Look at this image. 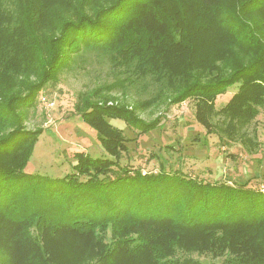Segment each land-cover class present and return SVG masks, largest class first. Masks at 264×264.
Instances as JSON below:
<instances>
[{"label": "trees", "instance_id": "obj_1", "mask_svg": "<svg viewBox=\"0 0 264 264\" xmlns=\"http://www.w3.org/2000/svg\"><path fill=\"white\" fill-rule=\"evenodd\" d=\"M62 1L0 0V88L7 90L0 93L3 254L22 247L19 264H75L79 258L81 264H264L263 190L163 167L157 173L129 168L121 161L130 139L106 119L114 115L148 134L158 119L145 121L126 106L109 104L115 98L108 93H148L141 100L153 106L171 89V106L195 100L196 119L207 133L258 149L247 131L264 110V15L253 22L246 15L264 11V0H237L224 10L220 0H191L193 15L199 12L196 29L172 0H106L94 16L81 13L49 30ZM64 2L73 8L72 0ZM212 24L219 29H204ZM210 30L232 33L223 34L232 42L229 55L213 58L200 47L195 34ZM233 47L253 54L238 60ZM65 72L103 78L78 92L76 108L106 156L78 151L73 171L63 177L26 173L41 131L27 130L19 111L35 105ZM9 78L17 79L16 87L6 86ZM236 83L238 91L217 108L218 96ZM4 231L10 234L6 246ZM58 244L67 251L62 258ZM193 253L224 260L204 262Z\"/></svg>", "mask_w": 264, "mask_h": 264}, {"label": "rangeland", "instance_id": "obj_2", "mask_svg": "<svg viewBox=\"0 0 264 264\" xmlns=\"http://www.w3.org/2000/svg\"><path fill=\"white\" fill-rule=\"evenodd\" d=\"M72 1L74 2L72 9L64 0L54 7L51 20L52 28L49 27V30L53 31L56 27L61 26L64 19L75 20L81 13L94 16L93 10L106 0H94L92 3H81V0ZM237 2V0H220L219 4L224 10L232 8ZM172 4L177 5L180 10L183 7V14L188 20V24L192 29H196L194 20L198 18L199 12L193 15L195 7H192L191 0H172ZM263 15L264 11H257L247 14L246 17L248 21L253 22L261 20ZM204 29L219 28L212 24L211 27ZM224 31H219V34L214 30L205 31L195 34V38L209 56L214 58L218 53L229 55L228 50L232 47V42L224 39L223 36H227L223 35ZM228 34L232 35L230 32ZM261 41L264 45V39ZM233 53L238 60H243L246 56L253 54L251 51L242 52L235 47H233ZM216 62L221 65L225 64L221 60H216ZM227 64H229L227 66L230 70L231 65L229 62ZM237 65L238 63H234L233 67H237ZM102 80L103 78L95 73L72 74L65 72L57 83H49L37 95L35 105L30 106L27 110L19 111L24 117L22 124L27 130L41 131L34 153L25 169L26 173L63 177L73 171V164L76 162L74 155L78 151H85L92 157L106 156L96 130L81 117L76 108L78 92L88 87H94L102 83ZM5 83L6 86L13 84L16 87L17 79L9 78ZM239 86L240 83H236L230 86L225 93L220 94L216 100L217 108L224 106L238 91ZM4 92H7L6 88H0V93ZM174 93L173 90H168L162 102L158 101L163 96L153 106H147L149 103L144 104L141 100L148 98L150 96L148 93H108L107 97L115 98H108L109 104L126 106L145 121L156 119L159 121L158 128L148 134L140 135L137 130L132 129L125 121L116 119L114 115L106 117L108 122L122 128L130 139L127 143L129 150L123 153L122 164L141 170L143 173H157L163 167L173 174L180 171L179 175L188 174L211 182L230 181V184L237 186L239 183H248L256 189L264 191V110H261V113L249 126V130L247 129L252 138L250 140L253 141V144L258 145V149L251 148L252 151H250L246 150L247 148L240 140L233 142L226 138H220L216 132L207 133L205 126L196 119L194 99L190 98L179 105L171 106L170 98L174 96L171 95ZM42 96L53 101L54 106L46 107L41 104ZM24 113L28 114L26 119ZM247 144L250 145L249 141ZM188 175L184 177L190 178ZM3 234L4 246H6L10 234L8 231H4ZM9 245L12 243L9 242ZM13 249L11 248L10 251ZM22 251L21 247L20 250L17 249L16 252L8 256L6 253L4 255L3 249L0 248V264H19L17 261H22V256H20ZM56 251L61 255V258L67 253L65 248L59 244L55 248ZM186 255L184 252H179V256ZM191 256L204 262L222 263L224 260V257L214 258L210 254L193 253ZM83 260L88 262L87 258ZM75 264H81L80 258Z\"/></svg>", "mask_w": 264, "mask_h": 264}, {"label": "built area", "instance_id": "obj_3", "mask_svg": "<svg viewBox=\"0 0 264 264\" xmlns=\"http://www.w3.org/2000/svg\"><path fill=\"white\" fill-rule=\"evenodd\" d=\"M40 101H41V104L45 105L46 107L54 106V102L50 101V99L47 98L46 96H42Z\"/></svg>", "mask_w": 264, "mask_h": 264}]
</instances>
